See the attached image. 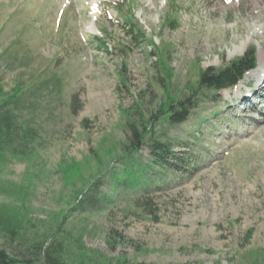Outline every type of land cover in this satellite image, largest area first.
<instances>
[{
  "label": "rangeland",
  "instance_id": "rangeland-1",
  "mask_svg": "<svg viewBox=\"0 0 264 264\" xmlns=\"http://www.w3.org/2000/svg\"><path fill=\"white\" fill-rule=\"evenodd\" d=\"M116 1L0 0V89L19 86L17 123L35 129L26 155L0 160V212L17 224L0 227V246L16 264H49L55 242L61 264H264V0H124L140 34ZM250 46L255 65L236 84L197 87L202 68ZM168 95L190 99L185 120L159 118ZM152 114L147 135L188 167L112 190L127 121ZM93 186L113 198L60 223Z\"/></svg>",
  "mask_w": 264,
  "mask_h": 264
},
{
  "label": "trees",
  "instance_id": "trees-1",
  "mask_svg": "<svg viewBox=\"0 0 264 264\" xmlns=\"http://www.w3.org/2000/svg\"><path fill=\"white\" fill-rule=\"evenodd\" d=\"M124 0L116 1L113 3V7L118 9L129 22V32L133 34L142 33L141 25L135 17L133 10L125 12L126 8L123 5ZM99 42L103 39L100 36H93ZM161 57L159 61L164 62L162 58V51H160ZM255 48L254 46L248 47L243 54L230 60L228 63L218 67H206L202 68L198 74V86H205L213 90H219L236 84L242 77L244 72L255 65ZM165 71L168 70L167 66H164ZM194 88V89H197ZM21 89L19 86L13 87L11 92H3L0 89V160L3 161L7 157V153L27 154L28 149L26 142L33 137L35 129L32 126H21L17 123L19 119V113L16 112L18 107L22 106L20 103ZM193 105L190 104L189 98L174 97L168 95L166 100L161 103L159 118H164L170 123H178L185 120L190 114V108ZM141 112V110H140ZM156 113V112H155ZM157 114H152L146 118V122L142 124V127L136 123L135 119H129L127 125L129 128L128 138L124 140L121 152L113 156V160L117 161L115 167H110L108 173H110L114 183L111 186L112 190L118 187L127 189H145L150 187L149 180L153 175L158 173L152 171L154 168L163 169V173L159 172L161 180L165 181L166 172L168 170L179 172L182 168L188 167V156L185 151H176L171 147L169 140L160 137L159 135L149 134L150 127L146 125L147 122L152 121L153 117ZM155 121V120H154ZM22 129V130H20ZM151 133V132H150ZM146 138H149L150 150L147 158L143 159L140 155V147ZM98 179V177H97ZM97 179L93 180L92 185H96ZM95 186L82 190L79 193L76 201L72 204L65 214L61 216L60 223L63 218H66L72 211L79 208L84 204H105L111 199V194H98ZM94 188V189H93ZM89 190V192H87ZM82 194V195H81ZM113 198V197H112ZM140 203V202H138ZM4 224V225H2ZM17 224L7 218L2 212H0V227L4 228L7 232L14 233ZM46 240L39 243L40 248ZM46 254V259L49 264H61L62 244L55 242L50 244L48 248L43 249ZM25 259L13 256L4 247L0 246V264H16L19 261Z\"/></svg>",
  "mask_w": 264,
  "mask_h": 264
}]
</instances>
